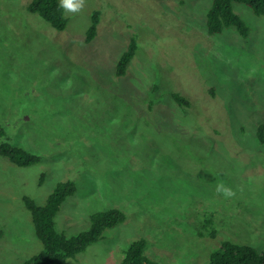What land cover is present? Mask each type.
<instances>
[{"label": "rangeland", "instance_id": "374dc122", "mask_svg": "<svg viewBox=\"0 0 264 264\" xmlns=\"http://www.w3.org/2000/svg\"><path fill=\"white\" fill-rule=\"evenodd\" d=\"M31 1L0 0V123L41 157L21 167L0 156V264L42 247L23 197L45 204L68 180L77 192L55 218L59 232L88 230L108 209L127 219L63 264H121L140 238L159 264H209L223 240L263 250L264 16L233 4L243 38L208 33L213 0H86L59 31ZM94 10L98 33L86 43ZM133 37L137 53L118 77Z\"/></svg>", "mask_w": 264, "mask_h": 264}, {"label": "trees", "instance_id": "16d2710c", "mask_svg": "<svg viewBox=\"0 0 264 264\" xmlns=\"http://www.w3.org/2000/svg\"><path fill=\"white\" fill-rule=\"evenodd\" d=\"M234 3L244 4L251 8L258 16H264V0H213L207 13V29L210 35L221 34L228 28H235L241 37L247 38L249 27L233 8ZM60 0H32L28 5L31 13L38 14L55 29L66 30L69 25V17L66 11L59 7ZM100 24V11L94 10L91 15V23L86 31V43L92 42L98 33ZM138 50L136 37L131 38L127 49L120 56L116 75L123 77L127 74L128 67ZM173 97L179 106H190L187 98L174 93ZM257 139L264 144V120L257 127ZM10 137L5 127L0 123V156L21 167L35 165L41 162V157L22 147L10 142ZM44 174H41V182ZM77 192L74 181L60 182L49 195L45 204H38L33 198L24 196L23 201L31 213L35 233L41 242V249L26 259L22 264H63L69 258H75L83 253L90 245L103 238L106 229L117 226L126 221L127 216L119 208L103 210L91 216V226L75 236H67L59 232L55 218L61 210L62 204ZM205 229H209L211 220L205 222ZM213 237L216 230L210 231ZM147 240L140 238L132 242L124 251L121 264H159L145 254ZM209 264H264V249L238 244L229 240L220 242L216 251L211 252Z\"/></svg>", "mask_w": 264, "mask_h": 264}, {"label": "clouds", "instance_id": "9594fccd", "mask_svg": "<svg viewBox=\"0 0 264 264\" xmlns=\"http://www.w3.org/2000/svg\"><path fill=\"white\" fill-rule=\"evenodd\" d=\"M86 0H60L59 7L63 8L66 12L78 13L85 7ZM217 192L222 193L225 197L234 196L235 193L223 184L217 186Z\"/></svg>", "mask_w": 264, "mask_h": 264}]
</instances>
